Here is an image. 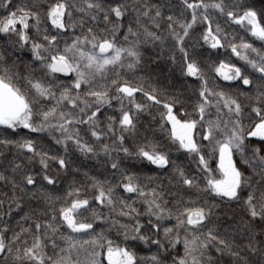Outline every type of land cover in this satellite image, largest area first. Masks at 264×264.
Returning a JSON list of instances; mask_svg holds the SVG:
<instances>
[{
  "label": "snow or ice",
  "instance_id": "1",
  "mask_svg": "<svg viewBox=\"0 0 264 264\" xmlns=\"http://www.w3.org/2000/svg\"><path fill=\"white\" fill-rule=\"evenodd\" d=\"M180 5L166 15L153 0H0V147L24 156L0 151V182L11 189L0 208L7 202L4 215L19 211L29 224L0 227V264H264V0ZM205 46L243 61L210 65L235 93L209 86L198 51ZM161 61L179 62L181 84L198 82L189 83L194 102L187 89L170 92L151 73L136 75ZM20 130L48 133L63 154L36 137L10 138ZM165 139L196 162L195 172L177 164ZM70 145L103 156L111 179L84 172L79 185L54 194L60 172L80 171ZM129 159L157 174L144 183L124 167ZM97 222L122 235L123 246L97 232ZM129 242L156 250L138 256Z\"/></svg>",
  "mask_w": 264,
  "mask_h": 264
},
{
  "label": "trees",
  "instance_id": "2",
  "mask_svg": "<svg viewBox=\"0 0 264 264\" xmlns=\"http://www.w3.org/2000/svg\"><path fill=\"white\" fill-rule=\"evenodd\" d=\"M52 2L54 3L55 0H52ZM153 2L166 5L164 9L166 15L172 14V13L179 14V12L182 11L180 0H153ZM0 14H4L3 9H0ZM223 26L230 33L244 35V33L238 27H235V26L229 27L227 24H224ZM201 30L202 29L198 26L196 29V34L198 35ZM248 40L249 42H252L250 37L248 38ZM120 42H123L122 36L120 37ZM254 46L259 48L261 47V44L260 42L256 41L254 43ZM61 47H63V40L61 41ZM198 51H201L204 54V57L201 59V64L203 67V71L209 81V86L216 87L217 90L222 89L225 92L235 93L236 90L234 88L227 87L229 82L223 81L220 77H218L214 71V68L210 67V65H218L220 61L223 60L226 63L230 62V63L236 64L237 66H243V61L239 60L236 56L232 55L230 49H228L227 52H225L224 49H221L220 53L217 54L213 50H208L205 46V48L198 47ZM173 68L175 69L174 71H173ZM145 70H146L145 72H137L136 75L137 76L145 75L146 72L151 73L153 77V81L157 83V86L165 87V86L172 85L171 87H169L170 92H176L178 89L182 87L184 89H187L186 95L192 96L193 102L195 101V96H193L192 94V88L189 87V83H191L193 87L198 88V82L193 81L192 78H187V82L181 84V81H184L185 78L182 77L180 74L179 62L177 63V65L173 66V65H170L169 63L161 61L159 67L155 69L154 71L148 65H145ZM248 71L251 72V69L249 68ZM127 79L135 83V77L131 76L130 74L127 75ZM138 98H139V95H138ZM108 111L111 112L112 110L109 109ZM188 111H191V106L188 107ZM26 135L36 137L38 140V143L44 148L49 149L51 152L54 153L58 149H60V154H63L60 146L55 144L54 140L51 139L48 133L30 134L27 132V130H20L17 135L12 136L10 138L20 139L21 137L26 136ZM148 135L151 137L152 133L149 132ZM82 136H83V133H82ZM156 136L157 138H159L161 136V133L157 132ZM83 138L88 140L90 143H92L90 136H83ZM106 142L109 144L112 143L110 139L106 140ZM140 142H143L142 135L140 138ZM129 144H131V140L129 141ZM163 146L165 150L171 152L172 157L173 159L176 160L177 164L182 165L186 169H189L191 172H195L196 170L195 161H191L186 157V155L176 152L175 147L170 146L166 139L163 141ZM95 147L97 148V150H99V145H95ZM0 151H3L4 155H6L9 160L15 159L17 155L19 156V159H17V162H21L24 160V156L19 154L18 150L15 148L11 149V152H9L7 150L2 149V147H0ZM205 151H207V149H205ZM115 155L116 153H113L114 157ZM70 158L73 161V167L79 168L80 171L76 173L75 175L70 174V171L60 172L59 176L61 178V181L60 183L57 184L56 186L57 191L54 194L62 195L64 192L68 190V185L71 184L74 180L76 181L77 185H79L81 181L85 180V177L83 176L84 172H88L89 175H95L101 179L106 176L109 179H111L110 169L108 171L105 170V166H104L105 158L103 156H101L99 160H97L95 157H85L80 152H78L73 146L70 145ZM6 163L7 161L4 160L3 156H0V172L4 171L3 165H5ZM210 164L212 168H215L214 160H211ZM31 166L34 167L38 171L39 170L38 159ZM57 167L58 165H55L54 163L50 165L53 175H57V172L55 171ZM124 167H126L130 173H136L137 175H139L142 181H144V177L146 175H156L157 174V172L153 170L152 166L141 164L139 161H135L132 159H129L128 161H126L124 164ZM6 174L9 176L11 175L10 172ZM170 175H171V169H169V171L165 173L163 176L165 184L168 183V178ZM65 177H67V179H65ZM144 183H147V181H144ZM201 183H203V181H201ZM10 191H11L10 186H6L4 182H0V199H6L5 193H10ZM133 199H135L134 196H133ZM185 199H188V197H185ZM129 202L131 203V200ZM93 206H95V204ZM57 207H59V205H57ZM136 207L139 208L141 211H143V206L139 202H137ZM7 209H8V203L6 202L3 205V207L0 208V216H3V219H0V227H3L5 221H10V226L14 228L16 231H19V227L17 224L18 221L22 223L24 227L29 226L28 222H24L20 220V217L21 215H23V213H20L19 211H13L12 215L9 217L7 215H4ZM25 211H28V209H25ZM103 211L105 214L108 213V209L106 208L103 209ZM84 215H89V213H84ZM120 219L122 220V222H128L125 218H120ZM141 222L146 223L147 218L146 217L141 218ZM165 223L167 224L168 222H165ZM172 223H174V221ZM101 230L108 232V235L111 238L116 240L118 243H121V246H123V243H124L123 236L122 235L117 236L115 229L109 232L108 225L100 224L99 222H97L96 231L100 232ZM9 235H11V233H9ZM29 242H30V237H29ZM129 244L133 248V250L137 252L138 256H147V255H150L151 252H154L156 250L154 247L149 249L148 247H145L143 244H140L138 242H129ZM181 251H182V246H181Z\"/></svg>",
  "mask_w": 264,
  "mask_h": 264
}]
</instances>
